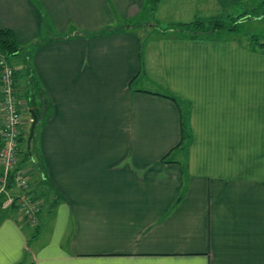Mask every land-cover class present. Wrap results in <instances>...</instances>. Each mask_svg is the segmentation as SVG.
Instances as JSON below:
<instances>
[{"label":"crops","instance_id":"crops-1","mask_svg":"<svg viewBox=\"0 0 264 264\" xmlns=\"http://www.w3.org/2000/svg\"><path fill=\"white\" fill-rule=\"evenodd\" d=\"M162 1L0 0L41 203L0 210V264H264V51L167 30L248 0Z\"/></svg>","mask_w":264,"mask_h":264},{"label":"built area","instance_id":"built-area-1","mask_svg":"<svg viewBox=\"0 0 264 264\" xmlns=\"http://www.w3.org/2000/svg\"><path fill=\"white\" fill-rule=\"evenodd\" d=\"M0 112H1V129L0 138L3 146L0 148V168L2 176L0 177V196L5 197L2 208L11 205L12 198L10 190L6 187V179L9 174L14 172L15 188L19 190L16 204L18 211L23 215L27 222L36 225V214L41 209V203L33 200L32 195L28 192L27 184L24 181V171L17 170V145L22 135V118L20 114V103L14 91V71L12 68L3 64L0 69Z\"/></svg>","mask_w":264,"mask_h":264},{"label":"trees","instance_id":"trees-1","mask_svg":"<svg viewBox=\"0 0 264 264\" xmlns=\"http://www.w3.org/2000/svg\"><path fill=\"white\" fill-rule=\"evenodd\" d=\"M158 2H159V0H148L147 5L149 6V9H148L149 11L148 12L150 13V16H152V14L154 13ZM245 16L229 20L230 22L228 21V23H225V22L220 21V20L210 21L209 23H204L202 21H193V22H190V23H187V24L172 25V26H170L171 28L167 29V30L173 29V30H176L178 32L185 33V34H187L189 36H192V37L208 35V34L213 33V32L217 33V34H221L223 32H235L237 30L238 24L240 23L241 20L245 19ZM237 22H239V23L237 24ZM252 40L255 41L254 38ZM253 41H251V42H253ZM259 45H260L261 48H264L263 44H259ZM27 49L28 48L20 47L17 44V42L15 40V37H14V35H13V33L11 31L5 30V29L4 30H0V53L2 54V63L0 64V68L3 66L5 61H7V60H9V59H11L13 57H16L21 52L26 51ZM159 96L167 98V99L175 102V99L170 97V96H168V95H159ZM0 140H1V138H0ZM32 140H34V138ZM2 146H3V143H2V140H1L0 148ZM32 146H33V143L30 144V149H29V151H27L26 157L23 158V161L21 163L18 162L17 167H15V171H17L19 169L24 171V181L27 184L28 192L32 195L33 200H35L36 197L30 191V189H29L30 188V184H29V182L27 181V178H26L27 177V173H28L29 170L22 166V164H24V162H25L24 160L28 159L29 156L32 155V150H31ZM17 158H18V155H17ZM36 166H38V164H36ZM14 174L15 173L12 172L11 174H9V177L6 179V187H7L8 190H10V195H11V198H12L11 205L9 207H7V208H2L1 205H2L5 197L0 196V210L5 211V210H11L13 208H16L18 210L17 204H16L17 198H15V196H17L19 194V190H17L15 188V183H14V179H13ZM1 176H2V170L0 168V177ZM14 191H16V192H14ZM37 214H36V216H37ZM21 216H22L23 221L25 222V224L28 225V226H31L27 222L26 218L23 215H21ZM36 224H37V219H36ZM34 226H32V227H34Z\"/></svg>","mask_w":264,"mask_h":264},{"label":"rangeland","instance_id":"rangeland-1","mask_svg":"<svg viewBox=\"0 0 264 264\" xmlns=\"http://www.w3.org/2000/svg\"><path fill=\"white\" fill-rule=\"evenodd\" d=\"M162 0H159V3H162ZM188 3V0H181V3ZM157 4V5H158ZM162 9L165 7V3H162ZM246 15V16H245ZM146 14H143V17H145ZM159 16V14H158ZM186 15H182V18H186ZM224 16H228V18H236L238 16L242 17L245 16V19L241 20L240 23L237 26V31L234 36L241 40L242 42L246 43V46L254 47L255 49L264 51V48H261L259 44L264 45V0H248L245 1V4H238L235 8L229 9L225 12ZM146 18V17H145ZM169 20L175 21V25L177 24H187L191 21H187L186 23H176V20H178L176 17H170V15L167 17ZM181 18V17H179ZM165 19V20H168ZM139 21H143L140 17L136 20L130 21V24L136 25L139 23ZM221 21V20H220ZM183 22V21H182ZM204 23L206 21H203ZM210 21L206 22L209 23ZM223 22L228 23L227 19H225ZM230 22V21H229ZM161 26L165 27L164 25H167V23L161 21ZM138 28V27H137ZM139 32L141 28L137 29ZM143 35L141 38L146 41H150L152 37L156 36L157 32H154L151 29H142ZM138 32V33H139ZM254 38L255 41L252 39ZM253 41V42H251ZM150 42H147L149 44ZM151 50V51H150ZM149 52H152V49H150ZM152 57V59H154ZM16 58L13 57L8 60V64L12 66H16L15 64L20 62L15 60ZM20 57L18 58V60ZM155 76V75H154ZM149 79L153 80V76L150 75L148 77ZM19 80V78H18Z\"/></svg>","mask_w":264,"mask_h":264},{"label":"water","instance_id":"water-1","mask_svg":"<svg viewBox=\"0 0 264 264\" xmlns=\"http://www.w3.org/2000/svg\"><path fill=\"white\" fill-rule=\"evenodd\" d=\"M32 123H31V127H30V131H29V136H28V139H27V150L30 149V144H31V141L34 137V129H35V125H36V117L34 114H32Z\"/></svg>","mask_w":264,"mask_h":264}]
</instances>
